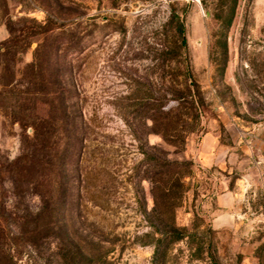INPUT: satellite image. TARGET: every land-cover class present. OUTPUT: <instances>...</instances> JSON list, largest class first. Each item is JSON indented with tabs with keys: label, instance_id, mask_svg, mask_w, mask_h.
Returning <instances> with one entry per match:
<instances>
[{
	"label": "rangeland",
	"instance_id": "rangeland-1",
	"mask_svg": "<svg viewBox=\"0 0 264 264\" xmlns=\"http://www.w3.org/2000/svg\"><path fill=\"white\" fill-rule=\"evenodd\" d=\"M0 264H264V0H0Z\"/></svg>",
	"mask_w": 264,
	"mask_h": 264
},
{
	"label": "crops",
	"instance_id": "crops-1",
	"mask_svg": "<svg viewBox=\"0 0 264 264\" xmlns=\"http://www.w3.org/2000/svg\"><path fill=\"white\" fill-rule=\"evenodd\" d=\"M234 197L235 196L233 195V192L228 190L218 195V197L216 198V203L218 204V207L222 210V213H226L229 216L227 219L221 216H218V218L217 216H215L214 223L218 222V224H216L217 227H222L224 225H231L234 223L236 219V211H237L234 206L236 203V199ZM224 221H226V223Z\"/></svg>",
	"mask_w": 264,
	"mask_h": 264
},
{
	"label": "trees",
	"instance_id": "trees-1",
	"mask_svg": "<svg viewBox=\"0 0 264 264\" xmlns=\"http://www.w3.org/2000/svg\"><path fill=\"white\" fill-rule=\"evenodd\" d=\"M181 41H182V44H185V39H184V37H183V34H182V36H181ZM32 65H33V63H32Z\"/></svg>",
	"mask_w": 264,
	"mask_h": 264
}]
</instances>
